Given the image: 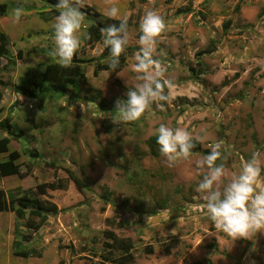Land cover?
<instances>
[{
  "label": "rangeland",
  "instance_id": "obj_1",
  "mask_svg": "<svg viewBox=\"0 0 264 264\" xmlns=\"http://www.w3.org/2000/svg\"><path fill=\"white\" fill-rule=\"evenodd\" d=\"M80 3L85 23L71 64L78 67L77 80L64 97H51L40 108L13 89L30 71L43 72L47 63L57 62L49 55L54 19H47L54 5L48 0H0L7 5L6 15L0 16V35L6 37L0 39L6 49L0 59V122L7 119L16 131L25 132L15 140L0 128V139L10 141L9 151L21 155L17 173L0 176V189L22 194L36 192L43 183L66 185L39 196L59 209L31 244L43 252L41 258L13 256L16 219L12 212L0 213V264H114L105 259L111 258L104 247L105 230L133 240V264H264V232L235 241L220 232L209 235L215 229L196 191L203 172L195 167L217 142L226 157V180L239 173L253 151L264 153V0ZM112 5L120 9L113 20L127 21L128 48L136 52L145 12L155 10L166 22L155 58L174 84L166 89L170 101L162 109L153 105L135 122L116 124L112 119L115 102L126 99L127 88L138 83L133 56L123 70L94 76L97 61L107 63L110 56H103L108 49L102 39L86 44L95 19L86 8L105 21ZM17 7L24 9L19 21L14 19ZM180 8L190 11L179 13ZM212 43L215 51L198 60L197 54ZM161 123L188 130L201 151L193 150L189 160L168 167L156 142ZM31 149L37 150V158H31ZM8 156L0 154V159ZM68 170L85 189L76 188Z\"/></svg>",
  "mask_w": 264,
  "mask_h": 264
},
{
  "label": "clouds",
  "instance_id": "obj_2",
  "mask_svg": "<svg viewBox=\"0 0 264 264\" xmlns=\"http://www.w3.org/2000/svg\"><path fill=\"white\" fill-rule=\"evenodd\" d=\"M53 7L57 15L53 23L54 46L49 55L61 67H68L81 46L79 33L84 26L85 15L81 11L80 0H57ZM23 12L22 7H17L14 19L19 21ZM106 14L109 19H117L120 9L112 5ZM165 30L166 22L157 11L145 12L139 24V50L134 53L132 64L138 83L127 88L126 99L115 102L112 112L114 123L135 122L153 105L162 109L170 101L166 89H172L174 84L165 78L166 70L161 61L155 58L159 37ZM101 36L103 47L110 51L108 67L112 72L116 71L120 66V57L126 54L129 47L127 21L120 19L118 24L101 29ZM155 131L160 155L168 167L187 161L195 154L193 150L198 140H194L188 130L161 123ZM221 148L222 142L215 143L195 165L198 172H203L196 191L215 229L209 235L220 232L234 241L251 239L257 233L264 232V153L253 151L239 173L232 174L226 180L228 168Z\"/></svg>",
  "mask_w": 264,
  "mask_h": 264
},
{
  "label": "trees",
  "instance_id": "obj_3",
  "mask_svg": "<svg viewBox=\"0 0 264 264\" xmlns=\"http://www.w3.org/2000/svg\"><path fill=\"white\" fill-rule=\"evenodd\" d=\"M55 5L57 0H48ZM236 10H240L239 6ZM189 8L178 9L179 13L189 12ZM86 12L90 17L95 18L90 23L87 29L86 44L92 46L94 43L99 42L102 39L101 29L105 28V24L112 23L118 24L119 21L113 19H105L102 21V15L93 11L91 7L86 8ZM7 13V5L0 4V16H5ZM57 15L55 8L51 11V14L47 19H54ZM229 23L225 25L227 30ZM1 38H6L4 35H0ZM5 45H0V59L5 54ZM215 51V45H212L205 51H200L197 54L198 60H200L205 54H211ZM136 53V49L128 48L126 54L120 57V66L114 72L123 70L126 66L127 59L132 57ZM104 57L110 56V51L104 52ZM78 67L68 66L61 67L57 62L47 63L43 72L32 70L21 78L20 82L14 87L13 92L17 95L24 96L32 101L38 103L40 108H43V104L47 99L51 97L62 98L66 95L71 87L77 80ZM111 71L107 63L97 61L94 67V76H98L100 72ZM81 74V73H80ZM79 74V76H80ZM82 77V76H80ZM3 99V94L0 92V101ZM2 109L0 108V113ZM1 130L7 132L13 139L19 140L25 136L23 130L16 131L11 125L10 121L5 119L0 122ZM10 141L8 138L0 139V154L9 153L8 160L2 161L0 159V176L9 177L17 173L16 162L20 159L21 155L18 151H9ZM196 152L201 151L200 144L197 143ZM31 158H37V150H30ZM69 179L72 181L76 188L83 190L86 188L74 172L68 170ZM66 185L61 183H43L37 186L36 192H24L22 194L17 191V194H8L4 190L0 189V213L12 212L16 219V227L14 231V240L12 242V254L14 257L29 259V258H41L42 251H38L31 247V244L36 241L40 236V231L47 224L49 215H56L59 213L58 207L51 202L41 200L40 195H46L49 190L65 189ZM22 222L24 224L22 225ZM108 224H113L114 221L108 220ZM27 228L25 231L24 228ZM103 236L108 240L104 243L105 249L109 250L110 257L105 258L110 260L114 264H133L134 258V242L131 238H124L118 236L114 230L103 231ZM74 254L76 251L73 246L67 247ZM148 252L152 253L153 249L148 248ZM117 253V255H115ZM59 264H65L61 261ZM105 264V263H102ZM112 264V263H107Z\"/></svg>",
  "mask_w": 264,
  "mask_h": 264
}]
</instances>
